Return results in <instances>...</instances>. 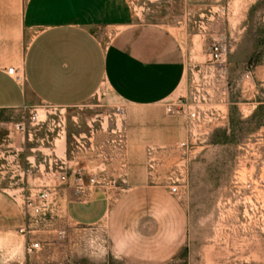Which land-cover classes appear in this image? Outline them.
<instances>
[{
    "label": "rangeland",
    "instance_id": "obj_1",
    "mask_svg": "<svg viewBox=\"0 0 264 264\" xmlns=\"http://www.w3.org/2000/svg\"><path fill=\"white\" fill-rule=\"evenodd\" d=\"M126 2L135 23L159 25L179 41L184 76L163 105L196 116L188 118V143L164 157L169 163L166 186L177 180L186 190L170 195L186 211L185 247L170 264H257V232L264 231V104L244 120L235 105L229 106L233 130L228 136L215 113L217 106L246 102L248 93L264 103V0ZM215 44L226 50L222 64L210 59ZM123 109L101 87L72 108L37 102L0 110V188L17 199L21 211L20 192L12 191L48 181L46 165L54 159L67 172L110 173L122 143L104 142L119 139ZM63 220L62 235H42L40 249L22 264H101L107 253L101 223L85 227ZM228 220L244 225L234 228L233 242L227 237ZM242 233H250L245 242Z\"/></svg>",
    "mask_w": 264,
    "mask_h": 264
},
{
    "label": "crops",
    "instance_id": "obj_2",
    "mask_svg": "<svg viewBox=\"0 0 264 264\" xmlns=\"http://www.w3.org/2000/svg\"><path fill=\"white\" fill-rule=\"evenodd\" d=\"M8 68L21 73L23 82L7 76ZM184 70L177 38L159 25L135 23L126 0H0V110L37 102L72 108L101 87L124 107L119 139L104 142L122 143L113 171L101 169L113 184L81 201L68 171L67 183L59 187L65 222L101 223L107 249L101 264H170L185 247L186 211L171 201L164 157L188 143L189 121L186 112L168 113L163 105L181 85ZM247 96L246 102L216 107L215 121L221 120L225 136L233 130L229 106L235 105L244 120L264 104L252 93ZM10 194L0 188V264H22L26 239L18 230L25 219ZM225 224L233 242L234 228L244 225ZM257 243V264H264L263 230Z\"/></svg>",
    "mask_w": 264,
    "mask_h": 264
},
{
    "label": "built area",
    "instance_id": "obj_3",
    "mask_svg": "<svg viewBox=\"0 0 264 264\" xmlns=\"http://www.w3.org/2000/svg\"><path fill=\"white\" fill-rule=\"evenodd\" d=\"M226 50L220 44L211 47L210 59L214 63L222 64L225 61ZM5 74L16 83H22V74L12 68L5 69ZM168 113L183 112V110L174 109L172 106L166 108ZM188 118L196 119L195 113H187ZM18 128V125L15 126ZM28 168H30L28 166ZM24 169L22 174L25 176L30 173L29 169ZM47 171L50 179L40 181L35 189L19 188L21 201V211L25 219L24 226L18 232L25 236L24 253L26 255L37 252L40 249L42 235L52 234L57 238L62 232L56 227V224L65 216V201L59 187L65 185L68 180L67 171L61 161L53 160L47 162ZM72 177V187L74 195L81 201L87 199L90 193L96 188H105L113 184L112 180L103 177L101 171L97 174H88L79 169L70 171ZM175 180L171 186L167 184L168 193L173 196L183 195L185 185L183 182L176 183Z\"/></svg>",
    "mask_w": 264,
    "mask_h": 264
}]
</instances>
